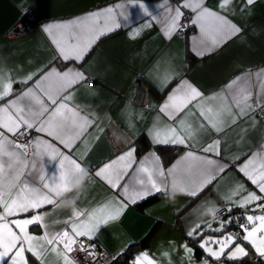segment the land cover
Wrapping results in <instances>:
<instances>
[{
	"label": "crops",
	"instance_id": "crops-1",
	"mask_svg": "<svg viewBox=\"0 0 264 264\" xmlns=\"http://www.w3.org/2000/svg\"><path fill=\"white\" fill-rule=\"evenodd\" d=\"M141 4L147 8V13L140 7ZM218 4L219 0H204L205 7L220 12L232 23L240 26L243 32L231 39H225L214 51L205 50V54L200 56L197 52L204 50L201 41L210 43V36L215 32L216 26L209 20L204 23L205 31L202 33L200 24L191 23L196 14L185 8L190 12L189 22L192 29L185 33L176 31L170 39L165 38L163 29L169 15L165 9H175L178 6V2L173 0H0V70L10 74L13 81L12 95L0 101V104L6 103L7 99H16L28 88H32L51 108L47 97L36 88L37 81L51 68L61 72L74 68L84 72L88 79L73 85L61 96L70 95L71 99L64 102L72 108L78 107L82 115H88L94 121L69 148L58 141H52L44 133L28 130L33 132L30 140L39 136L55 143L65 155L75 159L90 173V178L84 177L83 173L74 176L70 181V193L58 198L56 205H45L38 210L44 215V224L47 227L30 229L31 234L43 235L45 231L51 234L66 228L71 231L64 221L72 215L73 207L87 212L100 205L115 207L117 202H124L121 195L124 186H129L130 193L133 187L140 188L135 183V178L144 174L137 173L136 169L141 160H144L146 167H152V161L145 160L151 154L160 158L159 163L165 170L188 151L226 167L197 196L173 191L169 186L167 191L159 192L158 198L142 208L136 207L135 203H128L118 220L100 225L93 235L107 252L121 253L132 243L142 240L152 229L147 244L134 250L132 264L142 252H147L157 264H205L208 261L205 255L208 254L202 249L203 255H197L189 239L191 237L187 235L195 225L200 224L201 227L192 238H196L200 245L202 238H220L222 234L231 233L230 228L226 227L232 217L231 208L243 211L242 224H247L248 215L262 214L255 207L259 202L239 207L241 197L247 192L260 194L239 168L252 154L262 151L264 146V114L257 111V104H264V80L258 81L255 75L251 77L247 85L252 92L248 104L253 107L246 109L247 115L238 117L235 123L229 121L222 131L217 132L210 127L200 129L199 125L206 124V121L190 105L189 109L177 117V121L184 119L192 126L195 130L192 140L185 145L155 143L150 134L157 124L161 128L178 126L177 121L169 120L159 112V106L181 79L190 81L205 97L218 94L217 100L205 102L211 103L215 108L232 102L231 90L226 85L239 77L240 81L235 86L238 89L244 86L249 73L255 74L264 69V0H255L251 6L246 5L244 0H233L226 12H221ZM117 5L121 7L117 8ZM107 7L114 9L122 26L100 36L82 61H64L58 58L53 40H61L63 30H53V35L49 36L43 28L49 24L84 17L86 13ZM182 11L184 15V9ZM121 13L124 15H120ZM16 22L31 23L23 32L11 35L8 31ZM99 23L103 24V20ZM136 32L139 33L136 38H130V33ZM63 39L69 43L76 42L67 36ZM29 74H32V79L27 84L23 83ZM5 78L7 79V75ZM43 87L56 95L55 83L45 82ZM20 104L31 105L34 110L39 109L27 97ZM238 111L235 106L232 107L233 113ZM46 116L47 114L45 118ZM141 134H145L150 145L137 154L135 140ZM10 138L15 139L11 136ZM216 139L220 140L219 155L215 151L205 153L201 150ZM157 144L174 146H169L176 152L171 160L163 161L162 154L156 149ZM129 148L135 149L136 162L120 179L117 188H112L103 179L95 176V171ZM29 159L31 160V156ZM188 163L183 162L181 167ZM191 163L195 165L197 162ZM59 167L58 159L44 157L45 175L56 174ZM198 172V167L193 166L190 169L191 177L184 173L179 174V183L188 192L195 190L197 185L193 180L198 179ZM36 179L39 183L38 177ZM240 185L243 186L240 194L232 196V191ZM208 207L217 210L215 218L210 214L205 215ZM222 209L224 212L220 213ZM36 214L37 211L32 210L9 219L29 218ZM221 224L224 227L223 233L215 231ZM241 243L246 245L242 240ZM185 246L192 251L187 252ZM26 255L34 264H40L30 253ZM68 255L73 264H80L70 253ZM211 258L208 264L212 261ZM44 264H64L63 257L46 253ZM214 264L231 263L227 259H220Z\"/></svg>",
	"mask_w": 264,
	"mask_h": 264
},
{
	"label": "snow or ice",
	"instance_id": "snow-or-ice-1",
	"mask_svg": "<svg viewBox=\"0 0 264 264\" xmlns=\"http://www.w3.org/2000/svg\"><path fill=\"white\" fill-rule=\"evenodd\" d=\"M232 3L233 0H219L218 7L221 12H226L229 11ZM244 3L251 6L255 0H244ZM116 7L121 6L117 5ZM140 7L144 8L145 13H147V8L143 4ZM185 8L191 9L196 14L191 23L200 24L202 33L205 31V22L211 20L216 26L215 32L210 36V43L201 41L204 50L198 51L197 55H204L205 50L214 51L225 39H231L243 32L240 26L232 23L220 12L205 7L204 0H178V6L175 9L171 7L165 9L169 13L167 24L163 29L165 38L170 39L176 31L184 27L181 23V17L183 15L182 9ZM120 15L123 16L124 14L121 13ZM124 18L127 19L126 16ZM101 20H103V24L99 23ZM121 26L114 9L107 7L86 13L84 17L46 25L43 31L52 36L53 30H63L61 31L62 39L53 40L58 58H62L64 61L75 60L80 62L100 36ZM138 34V32L130 33V38L135 39ZM65 36L75 39L76 42L69 43L68 40L63 39ZM6 75L7 79L5 78ZM253 75L257 77L258 81L264 80V69L255 74L249 73L244 81V86L238 89L235 86L240 81L239 77L226 85V88L231 90L232 102L215 108L211 103L205 102L217 100L218 94L205 97L190 81L181 79L177 87L169 93L164 103L159 106V112L169 120L177 121V117L189 109L191 105L206 121V124L201 123L199 125L200 129L210 127L217 132L222 131L229 121L235 123L238 117L247 115L246 109L253 107L248 104L252 92L247 87ZM31 79L32 74H29L22 82L27 84ZM87 79L88 77L84 72L74 68H68L63 72L51 68L44 72L36 83V88L40 89L43 95L47 97L51 108L32 88H28L16 99H7L6 103L0 104V262L3 264H9V261L11 264H34V261L26 255L28 253L40 261V264H44L46 253L62 256L64 264H73L68 253H71L74 246L78 244L77 238L87 237L88 240H91L100 225L118 220L128 203H136L137 199L167 191L169 186L173 191L197 196L226 167L212 159L197 156L192 151H188L180 160L165 170L159 163L160 158L151 154L149 157H145V160L150 159L152 167H146L144 160H141L136 169L137 173L144 174L135 178V183L140 185V188L133 187L130 193L129 186H124L121 193L124 202H117L115 207H109L108 204L100 205L87 212L73 207L72 215L64 221L71 231L66 228L51 234L47 231L43 235L31 234L30 229L47 227L44 224V215L38 210L45 205H56L58 198L70 193L72 191L70 181L74 176L83 173L84 177L90 178V173L49 140L37 136L34 139L26 138L24 142H19L10 136H26L28 130L34 129L37 133H44L51 137L52 141H58L66 148L71 147L72 143L94 121L88 115H82L78 107L72 108L64 102L71 99L70 95L61 96V94L73 85ZM45 82L57 85L55 96L44 89ZM93 83H95L94 80ZM169 83H171L170 80ZM12 86L13 81L10 74L0 70V101L12 95ZM25 97L30 98L39 106V109L34 110L31 105L21 106L20 101ZM219 98L226 99V97ZM233 106L239 109L237 113L232 112ZM257 106L264 112V104L258 103ZM45 114H47L46 118ZM177 124L178 126H165L164 128L159 127L158 124L155 125L150 133L154 142L185 145L187 141L194 138L195 130L184 119L178 120ZM219 146L220 140L216 139L211 144L202 147L201 150L205 153L215 151V154L219 155ZM134 152L135 149L129 148L95 171V176L103 179L112 188H117L120 179L136 162ZM30 156L31 160L29 159ZM45 156L52 160H59L60 167L56 174L51 176L44 174ZM258 159L259 162H257ZM185 161L189 163L182 168L181 165ZM65 162H67V167H65ZM191 162L197 163L194 165ZM193 166L199 169L198 179L193 180L197 186L195 190L188 192L179 183L178 177L181 173L191 177L190 169ZM239 171L256 186L260 193L247 192L241 197L239 207L243 208L254 202H259L255 204V207L259 208L262 214L248 215L246 217L247 224L239 225L242 229L239 234H222L220 238L216 239L212 237L202 238L199 247L215 260H220L222 256H226L229 260L239 261L249 255V249L246 245H250L259 257L264 258V195H261L264 194V146H262V151L252 154L239 168ZM36 177H38L39 183H37ZM242 187V185L238 186L231 195L238 196ZM32 210H36L37 214L30 215L29 218L9 219L23 213H30ZM216 213L217 210L214 207H208L205 215L210 214L215 218ZM84 216L87 218L82 219ZM200 227V224L195 225L187 235L192 237ZM209 228H211V224H209ZM215 231L223 233V224ZM241 240L246 242V245L242 244ZM213 245L217 247H213ZM79 249L81 251L86 250L82 244ZM185 250L187 252L192 251L186 246ZM134 264H157V262L147 252H142L135 258ZM205 264H208V261H205Z\"/></svg>",
	"mask_w": 264,
	"mask_h": 264
},
{
	"label": "trees",
	"instance_id": "trees-1",
	"mask_svg": "<svg viewBox=\"0 0 264 264\" xmlns=\"http://www.w3.org/2000/svg\"><path fill=\"white\" fill-rule=\"evenodd\" d=\"M135 143H136V153L137 154H139L145 147L150 145V141L147 139L145 134H141V135L137 136ZM169 146L174 148V146L171 144H157L156 145V149L158 150L159 153L162 154L161 156H162L164 162H168L169 160H171L172 157L176 153L175 149H171ZM159 195H160L159 193H155L153 195H149L147 197H144L143 199L137 201L135 203V206L138 208H142L147 203H150V202L154 201L156 198H158ZM226 213H229V212H226ZM226 213H225V215H227ZM230 213L232 214V217L226 223L227 224L226 227H229L231 230L236 225L237 221H240V223L242 224L244 215H243V211H241L238 208H231ZM151 232H152V229L148 232V234H146V236L142 240L132 243L128 248H126V250L122 251L114 260H112L108 264H132L131 260H132L133 254H134V250L138 249L139 247H143L147 244V241L149 239ZM240 233H241V229H240ZM189 239L192 242V244L194 245L195 253L199 256L203 255L202 254L203 251L199 247V244H198L196 238L191 237ZM246 247L249 249V255L247 257H243L239 261L229 260L225 256H222L221 259H223V260L227 259L231 264H264V258L259 257L255 253V251L253 249H251L250 245H246ZM205 256L207 258H210L208 255H205ZM211 259H212V261H210L209 264H214V262L218 261V260H215L214 258H211Z\"/></svg>",
	"mask_w": 264,
	"mask_h": 264
},
{
	"label": "built area",
	"instance_id": "built-area-1",
	"mask_svg": "<svg viewBox=\"0 0 264 264\" xmlns=\"http://www.w3.org/2000/svg\"><path fill=\"white\" fill-rule=\"evenodd\" d=\"M178 2V0H173ZM190 19V12L187 9H184V15L181 18V23L184 25L180 30H178L180 33H185L188 30H191L192 27L189 22ZM31 22H16L10 29L9 34H19L23 32ZM259 114H263L260 110V108L257 109ZM33 132H27L26 136H17L14 137L15 140L19 142H24L25 139L31 138ZM224 210H220V213H223ZM240 221H237L236 225L231 229V233L239 234L240 233ZM78 239V244L74 246V250L70 253L80 264H108L112 260H114L120 253H109L107 252L100 243L92 238L91 240H88L87 237H80ZM83 245L85 247V251H81L79 249L80 245ZM91 245V247H89ZM91 253V255H89Z\"/></svg>",
	"mask_w": 264,
	"mask_h": 264
},
{
	"label": "rangeland",
	"instance_id": "rangeland-1",
	"mask_svg": "<svg viewBox=\"0 0 264 264\" xmlns=\"http://www.w3.org/2000/svg\"><path fill=\"white\" fill-rule=\"evenodd\" d=\"M243 223V222H242ZM228 234V233H227ZM229 234H231V233H229ZM214 238L216 239V236H214ZM208 259V261L210 260V258H207Z\"/></svg>",
	"mask_w": 264,
	"mask_h": 264
}]
</instances>
